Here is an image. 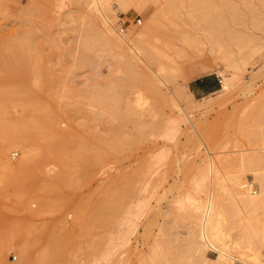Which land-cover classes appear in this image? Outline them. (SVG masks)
Listing matches in <instances>:
<instances>
[{
	"label": "rangeland",
	"instance_id": "1",
	"mask_svg": "<svg viewBox=\"0 0 264 264\" xmlns=\"http://www.w3.org/2000/svg\"><path fill=\"white\" fill-rule=\"evenodd\" d=\"M162 9L166 13L163 10L162 14L152 16L147 32L157 60L152 67L140 62L134 67L137 77L132 78L122 66L119 47L87 45L86 36L90 28L98 26L99 20L86 0H0V52L10 53L5 43L16 34L25 32L26 36L31 35V41L34 39L30 42L32 48L29 45L30 48L19 50L21 56L24 54L22 57L28 58L25 61L0 58V88L12 83L28 88L40 104L35 101L36 105L44 107L39 110L51 125L53 133L49 137L54 138V133L72 137L76 145L88 146L95 160L92 165L84 162L73 165L75 174L62 180L66 183L62 192L67 203L56 211L44 210L35 215L28 208L29 204L32 208L38 206L30 201L34 187L59 169L49 156L43 163L40 162L43 158L37 160L32 175L10 177L0 183V241L6 235L19 244L26 242L29 264H168L167 261L176 264L181 255L187 261L189 245L184 237L189 213L180 208L178 200L184 199L188 190L192 191L204 163L191 152L196 140L192 137L194 127L190 120L177 133L165 132L169 118L188 117L185 109L207 133L209 144L214 143L211 147L214 154L209 153L213 158L203 146L200 153L207 155L206 160L216 158V166L222 169L236 166L240 151L250 152L249 149L262 146L260 138L246 136L249 132L258 135L264 129V0H128L126 8L110 18H114L116 27L120 21H126L125 29L130 25L139 29L148 11ZM255 45L260 47L259 53L245 63L238 59L237 69L222 65L221 55H231L238 49L247 51ZM81 54L86 61H82ZM196 60L211 68L190 78L184 69ZM161 66L171 72L161 71ZM219 67L236 72L241 82L209 105L213 96H195L188 83L205 74L218 75ZM163 74L164 82L159 80ZM252 74L253 81L245 88L244 80H249ZM152 79L157 80L158 88L150 87ZM140 90L146 96L144 107L148 111L143 117L144 128L137 131L132 121L125 124L114 117L108 105L111 96H125L133 102ZM77 105L81 112L74 111ZM13 107L9 117L16 118L20 112L23 117L19 107ZM34 132L35 143H29L39 152L42 144L38 145V139L42 138L38 131ZM125 138L132 139L129 145L123 143ZM21 153V149L13 148L9 157L17 162ZM260 167H264V158ZM244 176V180L251 181V175ZM210 177L205 181L206 187L211 183ZM116 184L129 187L128 201L144 204L141 215L132 216L137 224L135 230H128L132 233L127 231L131 234L128 243L123 239L128 233L117 235L127 229L123 223L115 227L118 222L112 224L110 218L93 220L98 216L94 203ZM253 187L260 191L258 183ZM73 205L90 211L88 228L78 224ZM160 226L162 238L158 236ZM66 230L75 238L67 253L69 259L50 254L41 261L44 249L53 244L52 235ZM155 245L159 247L156 255L152 250ZM103 251L108 254L102 255ZM215 254L208 251L210 257ZM20 261L21 254L15 248L7 249L0 258V264ZM195 261L202 264L197 255Z\"/></svg>",
	"mask_w": 264,
	"mask_h": 264
},
{
	"label": "bare ground",
	"instance_id": "2",
	"mask_svg": "<svg viewBox=\"0 0 264 264\" xmlns=\"http://www.w3.org/2000/svg\"><path fill=\"white\" fill-rule=\"evenodd\" d=\"M86 3L90 6V10H92V13H94L99 20L98 26L90 28V33L86 36V42L89 47H92L95 44H112L115 48L119 47L121 49L119 55L122 57V66L127 75L132 78L137 77L134 67L138 66L140 62L148 67L153 66L157 57L154 49L151 48V44L149 43L150 39L147 34L148 30L151 28L149 22L152 16H156L159 12L162 14L164 10V13H166V9L157 12H154L153 10L146 11L147 15H144L146 21L139 27V29L134 24L135 26L130 25L127 29L120 30V25L116 27L112 21L114 18L111 19L110 17L115 16L116 11L126 8L128 0H107L106 2L104 0H86ZM22 33L23 34H16L12 39L7 40L5 47L10 48L11 51L10 53H4L3 51L0 52V58L3 57L4 59L5 57H11L17 60H21L22 58L23 61H25L24 58L26 55L25 57H22L24 54L21 56L19 50L21 48L25 50L30 44H33L30 42H33L34 39L31 41V35L26 36L27 34H25V32ZM85 45L86 43L84 41V46ZM256 45L252 48L250 47L247 51H244V49L234 51L237 52V55H235L234 52L231 55H221L220 59L222 60V65L230 69H237L239 66L237 64L238 59H241V61L245 63L250 57H254L259 53L260 47ZM83 51L86 52V50ZM84 55L86 54L84 53ZM84 55L81 54V58L84 57ZM26 59L28 58L26 57ZM86 60L83 59L82 61ZM207 67V64L196 60L186 67L184 71L189 73V77L192 78L201 72V70L203 72ZM210 68L211 67L207 69ZM160 70H168V72H171V69H166L164 66H161ZM216 72H218L219 76H222V78L220 77L222 82L219 89L209 93L213 96L209 101V105H212V103L228 94L237 86L236 84L241 82L236 72H227L221 67L216 69ZM157 74H159V72ZM253 74L250 75L249 80H244L245 88L252 83L254 78ZM152 80L153 82L150 87L155 89L158 88L159 84H157V80ZM159 80L163 82L166 81V76H164V74L161 75ZM107 97L108 96H105L106 99H108ZM109 100L111 102L108 107L114 117L121 119L125 124L128 120L132 121L134 129L137 131L144 128L142 125L143 117L148 110L144 107V102L146 103L147 100L141 90L138 91L133 102L125 96L122 98L111 96L109 97ZM35 101L37 102V105H40L37 99L32 97L28 88L20 83L7 84L0 88V183L3 184L10 177L25 178L32 175L34 164L38 163L37 160L39 158H43L42 161H40L43 163V160H47L46 158L49 156L59 167L54 174L44 179L45 182L40 183L39 186L36 188L34 187L32 190L30 201H35L38 206L37 208H32L29 204L28 208L33 214L38 215L44 210H59L67 203L62 192L66 183L62 180L65 177H72L75 174L76 171L73 169V165L76 162H84L92 165L95 160L89 147L76 145L72 137L64 138L54 133V138H50L49 134L52 132L51 125L46 120V115L39 110H43L44 107L37 106ZM118 101H120V103H118ZM201 103L202 101L198 104ZM13 106L19 107L24 113L23 117H20L22 116L21 112L19 113L20 116L16 115V118L12 116L9 117L11 114L10 109ZM75 107H73V109H75L74 111L79 112L82 109H79V106L78 109ZM34 111H39V113H35ZM183 111L188 117L182 115L171 116L168 120L169 126L165 132L175 131L177 133L182 129L183 123L189 119L194 127L192 137L196 140L193 151L191 150V152L193 153V157L194 154L200 156V159L204 164L199 171L200 175H197V177L199 178L200 176V178H196L195 180H198L196 182L194 181L195 185L191 188L192 191L188 190L184 199L178 200L180 208L185 209L186 211L188 210V218L190 222L187 221L189 226L187 227L188 230L184 237L186 243L189 245L188 259L185 261L183 259L184 256L181 255L176 264H195L196 255L199 260H201L202 264H237L238 262L241 264H264V167H260L262 166L264 158V129H262L263 132L260 134L258 133L259 136L256 135L257 133L254 135L252 132L248 133L249 136L245 135L246 137H249V139L260 138L262 146H258L259 148L255 146L254 149H249L248 151L250 152L240 151V153L237 154L238 163L236 166L238 167L234 166L232 169L224 167L222 169L218 165L216 166L214 162L216 158L214 157L215 159L212 160L213 157L209 155V153L214 154L211 149V147L213 148L214 143L209 144L208 139L206 138L207 133L198 126V123L194 122L189 117V114L185 109ZM34 131L40 133V138H42L43 141L46 140V143L43 144L42 140L38 139L40 140L38 141V145L42 144V147L40 146L41 151L39 152L36 151L37 149H33L32 145L30 146L29 143L31 142L32 144V138L35 137ZM144 132H148L147 129H145ZM131 140L132 139L130 138H125L123 143L129 145ZM34 141L33 143H35ZM202 146L208 150L207 155L212 157L211 159L206 160L205 157H207V155L205 154V156H203L200 153ZM13 148L21 149L22 152V156H20L21 158L17 162H13L9 157V151H12ZM219 157L220 156H218V158ZM211 174L212 177H210ZM246 174L252 176L250 182L244 180V175ZM209 177L211 180L208 179V181L210 180L211 183L209 182V187H206L205 181ZM254 183H258L259 192L258 189L253 187ZM129 194L128 186L120 187L117 184L114 185L110 191L105 193L103 199L94 203V209L98 216L94 217L93 220L102 221L103 219L110 218L112 224L118 222L115 227L119 224L122 226V223L124 224L123 227L127 226V229H124V232L118 231L117 234L116 230L115 233L117 235L127 234L130 232L128 231L130 228L135 230L137 223L132 216L138 217L141 215L140 213L144 209V204L141 202L131 203L128 201ZM72 208L76 213L78 224L84 227L87 226L88 228L90 211L88 212L87 209H83L78 205H73ZM120 226H118V228H120ZM161 226L160 228L158 227L160 232L158 233V236L164 234ZM106 235H108V233ZM130 235L128 233L127 237L124 236L123 238L127 240V243ZM109 236H111V234ZM52 238L53 244H50L44 249L40 260H45V257L50 254H61L65 260L69 259L67 253L72 249L75 239L70 230L53 234ZM119 239L121 238L119 237ZM107 240L108 239H106V241ZM155 243H157V241ZM10 248H15L21 254V261L18 264L30 263V250L28 244L26 242L19 244L13 238L3 235L0 241L1 259L7 249ZM158 248L159 247L157 246L154 249L152 248L154 255L157 254ZM111 249H107L108 252ZM209 250L216 253L214 257L208 255ZM104 253L106 252L103 251L102 255L105 256ZM109 255H107V257ZM167 262L168 264H174L169 263V261ZM42 264L45 263L42 262Z\"/></svg>",
	"mask_w": 264,
	"mask_h": 264
},
{
	"label": "crops",
	"instance_id": "3",
	"mask_svg": "<svg viewBox=\"0 0 264 264\" xmlns=\"http://www.w3.org/2000/svg\"><path fill=\"white\" fill-rule=\"evenodd\" d=\"M188 86L195 96H199V95H207L209 93L214 92V90L216 91L220 86V84L218 82L216 75L212 76L205 74L191 80L188 83Z\"/></svg>",
	"mask_w": 264,
	"mask_h": 264
},
{
	"label": "built area",
	"instance_id": "4",
	"mask_svg": "<svg viewBox=\"0 0 264 264\" xmlns=\"http://www.w3.org/2000/svg\"><path fill=\"white\" fill-rule=\"evenodd\" d=\"M137 20L140 21V18H138ZM125 24H126V21H120V22H119L120 30L125 29V27H126ZM216 77H217L218 82H219V84H220V86H221V82H222V81H221L220 76L216 74Z\"/></svg>",
	"mask_w": 264,
	"mask_h": 264
}]
</instances>
